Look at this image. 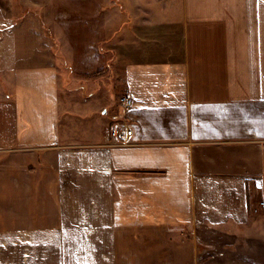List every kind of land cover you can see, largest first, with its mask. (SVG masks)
<instances>
[{"label": "crops", "instance_id": "obj_1", "mask_svg": "<svg viewBox=\"0 0 264 264\" xmlns=\"http://www.w3.org/2000/svg\"><path fill=\"white\" fill-rule=\"evenodd\" d=\"M262 200L264 0H0V264H264Z\"/></svg>", "mask_w": 264, "mask_h": 264}, {"label": "rangeland", "instance_id": "obj_2", "mask_svg": "<svg viewBox=\"0 0 264 264\" xmlns=\"http://www.w3.org/2000/svg\"><path fill=\"white\" fill-rule=\"evenodd\" d=\"M119 75H120V78H118L117 79V83H116V85H117V87H118V99L120 100V97L123 95V93H124V83H123V74H122V72H119ZM74 78V77H73ZM77 80V79H76ZM75 80V81H76ZM104 80H107V79H105V78H103V79H101L100 81V84H101V87L103 88L102 90L103 91H106V88H107V85H106V81H104ZM73 87H72V89H71V93H70V95L71 94H75V97H77V98H79L80 99V104H82L81 103V101H82V90L81 91H78L79 93H77L76 94V90H75V92H73ZM89 89L90 88H87V89H84L83 90V92H87V91H89ZM61 101H62V115L64 116L65 114L67 115V113H68V109H66V108H68L69 107V100L67 101V99H68V97H67V93H66V91H64L63 89L61 90ZM82 105L81 106H77L76 105V107H74L75 109L74 110H72V112L73 113H69V114H71L72 115V120H71V122H73L72 124H71V128H69L70 129V131L72 130V133H74L73 134V136L71 137V139L72 140H76V141H82V119L84 120V121H86V123H88V122H90L91 120H89V118H87V119H84L83 117H82ZM84 107V106H83ZM93 107H94V105H92V104H87V105H85V108H87L85 111H84V114L88 117V116H90V111H93ZM88 111V112H87ZM71 112V111H70ZM118 114V113H117ZM115 115V114H114ZM92 116V115H91ZM65 119H67L66 117H64L63 119H62V121L61 122H63L64 123V121H65ZM64 125V124H63ZM63 128H64V126H62ZM75 127H77V131L79 130V129H81L80 131H78V132H80V134H77L76 133V130H75Z\"/></svg>", "mask_w": 264, "mask_h": 264}, {"label": "built area", "instance_id": "obj_3", "mask_svg": "<svg viewBox=\"0 0 264 264\" xmlns=\"http://www.w3.org/2000/svg\"><path fill=\"white\" fill-rule=\"evenodd\" d=\"M136 100L131 93L125 92L119 100V107L121 112L111 116V120L115 121V124L110 129V135L112 139L118 144H127L129 141V135L131 130L127 128V124L124 120L126 114L134 107ZM259 209L264 211V200L259 204Z\"/></svg>", "mask_w": 264, "mask_h": 264}]
</instances>
